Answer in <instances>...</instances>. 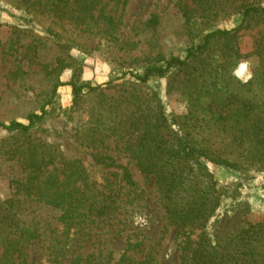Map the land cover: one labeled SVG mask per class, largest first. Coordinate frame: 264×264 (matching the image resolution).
I'll return each mask as SVG.
<instances>
[{"label": "rangeland", "instance_id": "1", "mask_svg": "<svg viewBox=\"0 0 264 264\" xmlns=\"http://www.w3.org/2000/svg\"><path fill=\"white\" fill-rule=\"evenodd\" d=\"M45 1L0 0V123L27 125L57 84L99 88L74 102L71 88L61 86L28 132L0 129V264L7 246L25 248V255L11 257L17 264H84L88 258L118 264L122 257L133 264H191L156 179L138 169L141 133L125 127L137 118L135 98L141 110L174 119L197 151L233 164L206 162L227 189L214 216L189 239L229 246L254 226L264 244V156L258 160L264 151L254 150L248 124L242 134L235 128L242 116L233 97L264 118V14L242 15L247 7L264 8V0H77L66 2L64 14L47 11ZM214 31L231 34L165 78L132 79L165 59L184 60ZM46 181L113 201V210L67 228L66 213L44 204Z\"/></svg>", "mask_w": 264, "mask_h": 264}, {"label": "trees", "instance_id": "2", "mask_svg": "<svg viewBox=\"0 0 264 264\" xmlns=\"http://www.w3.org/2000/svg\"><path fill=\"white\" fill-rule=\"evenodd\" d=\"M70 1L77 2V0H46L44 8L50 6L51 8L47 11H53L54 14H64V8L62 7H65L66 2ZM85 11L86 7L84 6L82 12ZM258 14H264V8L247 7L242 12L244 18ZM230 34L229 31L211 32L203 37L201 43L187 50L184 60L180 58L165 59L162 61L163 64L158 62L150 65L143 70L142 74H132L131 77L140 84H147L152 80L165 78L173 70L187 66V62L203 52L215 38ZM61 86L71 88L74 102L77 101L84 90L95 91L99 88L98 86L92 87L88 83L77 84L71 81L66 84H57L52 90L50 99L41 108L40 114H30L27 117V125L18 122L0 123V129L3 131L28 132L36 122L43 119L45 107L53 102L56 91ZM214 96L215 93H213L212 99ZM233 97L237 100L238 108L236 112L242 116V118L234 120V124L238 125L235 128H243L248 124L249 128L247 129L253 133L254 150L261 149L264 151V118L258 114L250 115L249 112L254 106L245 102L242 98L237 99L236 95ZM116 102L115 100L113 103ZM211 103L212 101L208 102L207 105ZM139 104V99L135 98L133 106L138 109L135 111L137 118L133 124L125 126L128 131L141 133L139 136L140 142L135 149L138 169L141 173L152 175L156 179V183L162 191L167 218L185 237L181 251H190L191 264H264V251L262 254L257 251L263 249L264 244L260 239L261 237L259 238L255 233L254 226H248L246 230L240 233L238 242L236 244L230 243L229 246L212 244L204 238L196 243L189 239L193 229H203L205 223L214 216L222 203L221 196L224 195V191L227 189V186L220 187L213 180L212 175L206 169V162L227 167H233V164L220 158H208L209 156L205 153L197 151L185 135L180 133V128L174 119H168L162 110L156 111L155 114H152L153 111L150 110H141ZM175 126L178 128L177 131L172 130V127ZM230 126L233 128V125ZM242 128H240L241 134L243 133ZM160 129L169 132L170 136L164 137L163 133L159 132ZM237 139L242 144V137ZM255 156L258 155H251L252 158ZM263 156L264 153H260L258 160H261ZM44 161H46L45 158ZM124 177L128 185H133L128 171L124 172ZM57 186L58 184L48 185V181L44 182V204L51 208H60L66 213L64 215L65 220L63 219L62 223L67 228L81 227L90 219L94 220L102 215L107 216L113 210V201L92 200L94 196L83 195L74 187L70 189L68 183L59 185V188ZM30 233V235H36L37 228L30 231ZM191 244H194V247H190ZM4 252L6 264H17L11 262V257L16 255L17 259L21 255H25V248L22 246H7ZM78 261L79 259L74 260L73 264ZM84 264H94V259L90 261V258H88ZM118 264L133 263L131 259L122 257Z\"/></svg>", "mask_w": 264, "mask_h": 264}]
</instances>
